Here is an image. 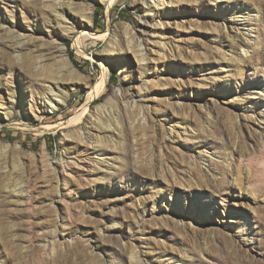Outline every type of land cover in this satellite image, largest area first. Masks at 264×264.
<instances>
[{
	"label": "rangeland",
	"instance_id": "374dc122",
	"mask_svg": "<svg viewBox=\"0 0 264 264\" xmlns=\"http://www.w3.org/2000/svg\"><path fill=\"white\" fill-rule=\"evenodd\" d=\"M56 1L0 0V264H264V0Z\"/></svg>",
	"mask_w": 264,
	"mask_h": 264
},
{
	"label": "bare ground",
	"instance_id": "6f19581e",
	"mask_svg": "<svg viewBox=\"0 0 264 264\" xmlns=\"http://www.w3.org/2000/svg\"><path fill=\"white\" fill-rule=\"evenodd\" d=\"M46 1H48V0H46ZM140 1L143 3V5H145L147 7H151L153 4H155V6L161 5L160 0H140ZM152 1H153V3H152ZM50 2H51V6H53V8H54L53 12L56 14L55 16H57V18L61 20V22H59V23L63 24V26H64L63 27L64 31L65 32L72 31L74 29V26H68L66 24V21H69L70 19L63 12L61 13L60 11H58L56 9L57 7H62L64 5V3L60 2V1H56V0H50ZM68 7H70V9H71V4L68 5ZM159 22H160V20L156 21L157 24H159ZM143 23L144 24L142 26H140L138 33L137 32L133 33L131 30L129 31V36H128V40H127V43H128L127 49L125 50L126 52H122V55L124 58L126 57L127 53H130V54L132 53L134 58L137 60V62L139 64H141V62H143V61H146V59H147L146 53L143 52V49H142V42H144L145 36L150 35V34H154L156 32L155 30H152V28H151V26H153L154 24H150V26H149V24H147V22H143ZM81 25L83 26L84 29L76 38V46L78 48L81 47V44L84 40L91 39L94 37L88 31L89 20L87 23L81 24ZM135 46L138 48V51H137ZM58 49H59V54L61 55V57H60L61 61L66 64L67 63V55H66V52H65L64 47H63V41L59 42V48ZM113 52H114V50L111 49L109 52V55H112ZM245 54L246 53L243 52L242 56L244 57ZM124 61H126V59H124ZM100 66H101L100 75L96 79L93 88L88 93L86 104L83 105L82 107H80L74 113V115L70 119L65 121L64 123H58V124H54V125L43 126V127H41L42 130L50 131V130H54L56 128H61L64 126L76 125L77 123L80 122V120H82V117L87 113V104H89L91 101H93L94 99L99 97L105 91V86H106V82L108 79L109 71L105 65L101 64ZM140 66L143 67L142 64ZM138 72L140 73V75L142 74V71L138 70ZM139 83H140V85H145L147 83V81L143 80L142 78H139L137 80V84H139ZM44 91H45L44 92L45 93L44 94L45 95L44 96V102L46 103V107H47L48 111H52V110L58 108L59 105L64 103V98L63 97L60 98L56 94V92H55L56 88L54 85H52V86L47 85L46 88L44 89ZM120 93H121V91L117 90L116 93L114 94V96H116ZM251 95L254 96V95H256V93L251 94ZM129 103H132L134 105V102L129 100V98H128V100H127V98H124V104L127 105ZM1 114L6 115V112H3ZM90 140H91V137L89 135H85L84 137L81 136L79 139L80 142L86 143V144H90Z\"/></svg>",
	"mask_w": 264,
	"mask_h": 264
},
{
	"label": "trees",
	"instance_id": "16d2710c",
	"mask_svg": "<svg viewBox=\"0 0 264 264\" xmlns=\"http://www.w3.org/2000/svg\"><path fill=\"white\" fill-rule=\"evenodd\" d=\"M100 16V14L99 13H96V16H95V19H97L98 17ZM71 57V59H72V61H73V56H70ZM74 65H76L77 66V64H75V62H74Z\"/></svg>",
	"mask_w": 264,
	"mask_h": 264
}]
</instances>
